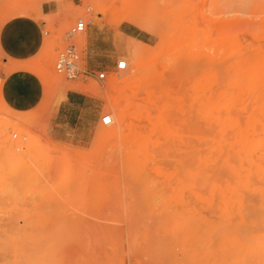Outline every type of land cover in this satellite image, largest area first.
I'll return each mask as SVG.
<instances>
[{"label": "rangeland", "instance_id": "1", "mask_svg": "<svg viewBox=\"0 0 264 264\" xmlns=\"http://www.w3.org/2000/svg\"><path fill=\"white\" fill-rule=\"evenodd\" d=\"M43 2L54 12L41 16ZM0 11L44 32L33 59L0 55V264H252L238 228L264 193V0H0ZM71 45L74 78L54 67ZM139 135L152 142L140 153ZM244 139L263 144L240 151Z\"/></svg>", "mask_w": 264, "mask_h": 264}, {"label": "bare ground", "instance_id": "2", "mask_svg": "<svg viewBox=\"0 0 264 264\" xmlns=\"http://www.w3.org/2000/svg\"><path fill=\"white\" fill-rule=\"evenodd\" d=\"M134 49V48H133ZM135 50V49H134ZM133 50V51H134ZM133 53V52H132ZM135 53V52H134ZM245 65V64H244ZM262 67V66H261ZM254 72V71H253ZM259 72V71H258ZM256 73L257 75H259V73ZM241 73V72H240ZM252 74V73H251ZM253 77V76H252ZM255 77V76H254ZM258 79V78H257ZM238 80H239V78H238ZM251 80V79H250ZM253 80V79H252ZM255 80H256V78H255ZM243 82V81H242ZM259 90H260V88H259ZM263 91V90H262ZM261 91V92H262ZM261 92H260V94H261ZM251 95V94H250ZM264 95H262V97H263ZM250 98V97H249ZM257 100H258V102H259V105L260 104H262V100H259L258 98H257ZM263 100H264V98H263ZM256 102V101H255ZM255 102H254V104H255ZM252 104V103H251ZM256 104H258L257 102H256ZM248 107V106H247ZM260 107V106H259ZM259 109V108H258ZM145 110V109H144ZM145 111H147V110H145ZM144 111V112H145ZM260 112L261 111H263V109H262V106H261V110H259ZM263 113V112H262ZM146 112L144 113V117H145V119H146V116L148 117L147 118V121L149 122V123H151L152 121H150V120H152V119H150L149 118V116L146 114ZM261 114V113H260ZM257 115V114H256ZM255 115V116H256ZM262 115V114H261ZM261 115H260V117H261ZM263 118H264V114H263V116H262ZM261 117V118H262ZM262 118V119H263ZM260 119V118H259ZM252 120V119H251ZM261 120V119H260ZM111 121H113V122H115V118L113 117V118H111V116H110V124H111ZM238 121V120H237ZM235 122H236V120H235ZM233 123V125L234 124H236V123ZM109 124V125H110ZM220 124V123H219ZM256 124V123H255ZM215 125V124H214ZM224 125V124H223ZM226 125V124H225ZM248 125H252L251 123L250 124H248ZM248 125H243V126H248ZM258 126V125H257ZM216 128V127H215ZM232 128V127H231ZM237 128H238V125H237ZM246 128H249V127H246ZM243 129V128H242ZM255 129V128H254ZM263 130H264V126H263ZM247 131V130H246ZM238 132V131H237ZM236 132V133H237ZM239 133V132H238ZM242 133H245L244 131L242 132ZM235 134V133H234ZM241 133H239L238 134V138L240 137V136H242V134L240 135ZM240 135V136H239ZM245 135H247V134H245ZM253 136H254V134H253ZM258 136V135H257ZM139 137V141L137 142V150H136V152H138V153H140V152H142V151H146L148 148H149V146H151V141H150V138L149 137H145V136H141V135H139L138 136ZM230 137V136H229ZM250 137V136H249ZM232 138V137H231ZM237 138V139H238ZM243 137H241L240 139H242ZM246 138V137H245ZM254 138H255V136H254ZM263 138V137H262ZM261 138V139H262ZM212 139H213V137H212ZM236 139V138H235ZM222 140V139H221ZM242 141V140H241ZM263 142H264V139L262 140ZM204 142V141H203ZM220 143H222V142H220ZM219 143V144H220ZM239 143V142H238ZM242 145H240V151H247V150H251V149H259V146L261 145V144H263V143H261V140L259 139V140H257V139H255L254 141H251V142H246L245 141V139H244V141H242ZM156 143H154V145H155ZM205 144V143H204ZM208 144H211V143H208ZM213 144V143H212ZM188 145V144H187ZM213 145H215V144H213ZM227 146L229 145V144H226ZM197 146V145H196ZM195 146V147H196ZM210 146V145H209ZM212 146V145H211ZM230 146V145H229ZM190 147H193L192 146V144L190 145ZM258 147V148H257ZM159 148V147H158ZM164 148V147H163ZM198 148H199V146H198ZM213 148V147H212ZM239 148V147H238ZM209 149V148H208ZM211 149V148H210ZM222 149V148H221ZM195 150V149H194ZM205 150V149H204ZM214 150V149H213ZM216 150H217V148H216ZM219 150V149H218ZM232 150V149H231ZM237 151V155L239 156V155H241V152L240 151ZM199 151V150H198ZM201 151H203V150H201ZM191 152L193 153V150H191ZM209 152H212V151H209ZM235 152V151H234ZM137 153V154H138ZM185 153H187V152H185ZM196 153V152H195ZM216 153L217 152H215L214 151V154L216 155ZM221 153V152H220ZM245 153H247V152H245ZM188 154H189V152H188ZM194 154V153H193ZM198 154V153H197ZM196 154V155H197ZM195 155V156H196ZM210 155H211V153H210ZM232 155H234V154H232ZM247 155V154H246ZM212 156V155H211ZM224 157V156H223ZM250 157V156H249ZM189 158V157H188ZM205 158V157H204ZM234 158V157H233ZM238 158V157H237ZM206 159V158H205ZM236 159V158H235ZM234 159V160H235ZM189 160L191 161V159L189 158ZM198 160V159H197ZM201 160V159H200ZM203 160V159H202ZM207 160V159H206ZM216 160V159H215ZM190 161H189V163H190ZM241 161V160H240ZM249 161H250V159H249ZM193 162V161H192ZM198 162V161H197ZM216 162V161H215ZM219 162V161H218ZM238 162V161H237ZM248 162V161H247ZM250 162H253L252 161V159H251V161ZM250 162H249V164H250ZM255 162V161H254ZM188 163V162H187ZM188 163V164H189ZM194 164V163H193ZM203 164H205V162L203 163ZM229 164V163H228ZM232 164V163H231ZM235 164H237V163H235ZM202 165V164H201ZM207 165V164H206ZM209 165V164H208ZM251 165H253L252 163H251ZM188 166V165H187ZM191 166H192V164H191ZM233 166V165H232ZM235 166H237V165H235ZM201 167V166H200ZM239 167H240V169H242L243 168V170H242V172H244V166H243V164H242V162H240L239 163ZM249 167V166H248ZM197 168H199V167H197ZM216 168V167H215ZM214 168V169H215ZM208 169V167L205 169L206 171H208L207 170ZM236 169H237V167H236ZM249 169L251 170V168L249 167ZM255 170H256V167L254 168ZM262 169V168H261ZM184 170V169H183ZM195 170V169H194ZM193 170V171H194ZM204 170V171H205ZM248 170V169H247ZM180 171H181V169H180ZM192 171V170H191ZM203 171V170H202ZM219 171V170H218ZM260 171V173H258L259 174V178H264V171H263V173H261V170H259ZM184 172V171H183ZM209 172H212V170H210ZM232 172V171H231ZM249 172V171H248ZM189 173V175H190V172H188ZM197 172H194L193 173V176H194V174H196ZM215 173V172H214ZM229 173V172H228ZM236 173V172H235ZM245 173V172H244ZM250 173H251V171H250ZM203 174H205V173H203ZM206 174H207V172H206ZM221 174H222V172H221ZM230 174V173H229ZM232 174V173H231ZM249 174V173H248ZM217 174L215 173V177L217 178L218 176H216ZM223 175V174H222ZM246 175H247V173H246ZM212 176L214 177V175L212 174ZM250 176V175H249ZM211 177V176H210ZM213 177H211V179L213 178ZM215 177H214V179H215ZM228 177V176H227ZM242 177V176H241ZM246 177V176H245ZM218 178H220V175H219V177ZM230 178V177H229ZM249 178V177H248ZM201 179V178H200ZM223 178H221V180H222ZM239 179L240 178H238V182H239ZM251 179H252V177H251ZM190 180V179H189ZM189 180H184L185 181V183L187 182V181H189ZM194 180V179H193ZM224 180V179H223ZM254 180V182H253V184L256 182L255 181V179H252L251 181H253ZM176 181V180H175ZM195 182L197 181V179L196 180H194ZM200 181V180H199ZM215 181V180H214ZM219 181V180H218ZM236 181H237V179H236ZM193 182V181H192ZM219 182H221V181H219ZM237 182V183H238ZM200 183V182H199ZM198 183V184H199ZM213 183V182H212ZM211 183V181H209V179L208 178H205V181H204V184L205 185H209L210 187H214V184H212ZM216 183H218V182H216ZM246 183V185L248 184L247 182H245ZM261 183H262V181H261ZM189 184L190 183H186V185H188L189 186ZM192 184V186H193V183H191ZM195 184V183H194ZM203 183H201V185H202ZM203 184V185H204ZM220 184V183H219ZM231 184H233V183H231ZM236 184V183H235ZM250 184V183H249ZM252 183L250 184V188H255V186L253 185ZM240 186V185H239ZM220 187H222V183H221V186ZM238 187V186H237ZM249 187V186H248ZM206 188V187H205ZM258 188V187H257ZM224 190H225V188H224ZM211 191H212V189H211ZM217 191V190H216ZM228 191V190H227ZM242 191V190H241ZM213 192V191H212ZM211 192V193H212ZM176 193H178L177 191L175 192V194ZM243 193L245 194V192L243 191ZM242 192L240 193V194H243ZM248 193V192H247ZM172 195V194H171ZM174 195V194H173ZM216 196V195H215ZM232 196V195H231ZM244 195H242V197H243ZM262 196V195H261ZM180 197V196H179ZM245 197H247V196H244L243 198H245ZM154 197H152V199H153ZM192 198H194V197H192ZM218 198V197H217ZM248 198V197H247ZM242 199L243 200V204H244V201L245 202H247V200L248 199ZM152 199H150V201L152 200ZM156 199V198H155ZM177 199V198H176ZM232 199H234V198H232ZM171 200V199H170ZM259 200V199H258ZM158 201V200H157ZM156 201V202H157ZM214 202V201H213ZM249 202V201H248ZM251 202V203H250ZM249 203L250 204H252V205H248L247 206V208L245 207V208H243L242 209V211H243V214H244V217L243 218H246L247 220H248V222H247V220H246V223L247 224H244L243 226H240V228H238V229H240L242 232H243V236H245L246 238H244L243 237V239H244V241L242 242V244H241V247H240V250H247V252H250V253H253L254 255L255 254H259V256H257V258L252 262V264H264V193H263V196L261 197V199H260V201H259V203H257V204H255V200H253V202H254V204H253V202H252V200L250 201ZM152 203H153V201H152ZM158 203V202H157ZM156 203V204H157ZM185 203V202H184ZM225 203V202H224ZM159 204V203H158ZM236 204V203H235ZM248 204V203H247ZM154 205H155V203H154ZM156 206V205H155ZM181 206V205H180ZM210 206V205H209ZM215 206H217L216 204H215ZM219 206H220V204H219ZM222 206V205H221ZM243 206H245V205H243ZM158 207V206H157ZM222 207H224V206H222ZM171 208V207H170ZM211 209H212V207H211ZM219 209V208H218ZM245 209V210H244ZM216 211V210H215ZM214 211V212H215ZM224 211V210H223ZM244 211H245V213H244ZM184 213V212H183ZM221 213V212H220ZM219 213V214H220ZM227 215V214H226ZM174 216H177V214L175 213L174 214ZM222 216V215H221ZM243 216V215H242ZM221 218V217H220ZM177 219V218H176ZM175 219V220H176ZM180 219H181V217H180ZM183 219V218H182ZM195 219V218H194ZM217 219V218H216ZM227 219V218H226ZM245 220V219H244ZM233 221V220H232ZM178 222V221H177ZM180 222V221H179ZM179 222L177 223V224H179ZM172 223V222H171ZM182 223V222H181ZM233 223V222H232ZM244 223V222H243ZM182 224H184V223H182ZM180 226V225H179ZM183 226V225H182ZM188 226V225H187ZM185 227V226H184ZM225 227V226H224ZM226 227H229V230H230V225H228V226H226ZM232 228V227H231ZM214 230V229H213ZM219 231H222V230H219ZM218 230H217V232H219ZM238 231V230H237ZM241 231H238L239 233H242ZM226 232V231H225ZM199 233V232H198ZM215 233V232H214ZM221 233V232H220ZM237 233V232H236ZM222 234V233H221ZM213 235V233L211 234V236ZM241 235V236H242ZM206 237V236H205ZM167 237H165V239H166ZM170 239V238H169ZM168 239V240H169ZM209 241V240H208ZM216 241V240H215ZM217 241H218V239H217ZM168 244V243H167ZM171 244V243H170ZM227 244V243H226ZM161 245V244H160ZM159 245V246H160ZM164 246H165V244H164ZM168 246V245H167ZM219 246V245H218ZM210 247V246H209ZM232 247V246H231ZM226 248V247H225ZM236 249V248H235ZM164 253V252H163ZM161 256V255H160ZM203 256V255H202ZM164 257V256H163ZM247 257V256H246ZM232 258V257H231ZM233 259V258H232ZM252 259V258H251ZM250 260V259H249ZM253 260V259H252ZM247 262V261H246ZM250 262H251V260H250ZM220 264H228L227 262H223V261H221V263ZM242 264H244V262H242Z\"/></svg>", "mask_w": 264, "mask_h": 264}, {"label": "crops", "instance_id": "3", "mask_svg": "<svg viewBox=\"0 0 264 264\" xmlns=\"http://www.w3.org/2000/svg\"><path fill=\"white\" fill-rule=\"evenodd\" d=\"M53 7L52 3H41L39 8L40 15L44 16L53 13ZM43 41L44 32L41 22L31 14L20 13L13 15L4 18L0 23V55L5 61L23 62L33 59L41 50ZM6 93L13 107H18L21 101L20 97L14 94V89L10 87ZM13 98H18V101H13ZM66 102L69 105L76 104L73 99L67 96Z\"/></svg>", "mask_w": 264, "mask_h": 264}, {"label": "built area", "instance_id": "4", "mask_svg": "<svg viewBox=\"0 0 264 264\" xmlns=\"http://www.w3.org/2000/svg\"><path fill=\"white\" fill-rule=\"evenodd\" d=\"M85 30V23L82 19H79L74 27L70 30V34L80 33ZM77 53L73 45L66 47L62 52L57 55L55 60V70L64 74L68 78H74L76 76V61ZM117 69L123 70L126 68V62L119 60L116 63ZM98 80H104L105 74L103 72L97 75ZM101 123L103 125L110 124V115L106 114L101 117Z\"/></svg>", "mask_w": 264, "mask_h": 264}]
</instances>
